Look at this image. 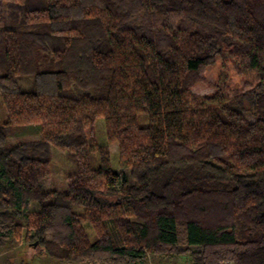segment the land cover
<instances>
[{"label": "trees", "instance_id": "1", "mask_svg": "<svg viewBox=\"0 0 264 264\" xmlns=\"http://www.w3.org/2000/svg\"><path fill=\"white\" fill-rule=\"evenodd\" d=\"M226 53L255 82L195 95ZM0 95V247L15 228L67 264H264V0H0ZM101 117L119 173L90 143Z\"/></svg>", "mask_w": 264, "mask_h": 264}, {"label": "rangeland", "instance_id": "2", "mask_svg": "<svg viewBox=\"0 0 264 264\" xmlns=\"http://www.w3.org/2000/svg\"><path fill=\"white\" fill-rule=\"evenodd\" d=\"M236 61H238L237 56L231 55L230 53H226L220 57L215 65L206 70L205 77L207 82H198L194 87L193 92L195 95L203 99L213 100L218 94L216 85L220 84L222 88L220 98L229 99L233 96L234 89L244 88L247 84L255 82L257 73L248 70L241 72L235 65ZM19 83L24 90L32 89V79L30 78H22L19 80ZM4 115L5 111L0 104V116L3 117ZM248 119L252 122L254 121L253 117H248ZM88 132L90 134V143L96 142L98 145L109 146L111 153V166L115 172L119 173L122 170L119 155V144L109 142L105 118H99L92 127H89ZM41 133V126H30L27 131H21L19 134L14 135L11 138V142L14 143L19 140H39L41 139ZM91 161L93 166L98 168L101 164L100 153L94 151L91 156ZM71 167L72 163L68 159L67 152L60 148H53L50 165L51 176L46 181V188L48 190H61L66 188L68 183L67 172ZM32 207V210L37 209L35 206ZM21 222L22 221L18 222V224ZM84 225L90 236L94 238L96 236V231L93 226L89 222H85ZM9 231L12 232L9 234L11 243L9 245H5V247H0V264H67L59 262L50 256H34L37 253L34 255L30 254L25 243H15V228L7 230V232L4 231L3 234L6 235L10 233ZM41 249H39L38 252H41ZM159 260L170 264L191 263L188 257L164 258L153 254L149 255L147 262L153 263L156 261L158 262Z\"/></svg>", "mask_w": 264, "mask_h": 264}, {"label": "flooded vegetation", "instance_id": "3", "mask_svg": "<svg viewBox=\"0 0 264 264\" xmlns=\"http://www.w3.org/2000/svg\"><path fill=\"white\" fill-rule=\"evenodd\" d=\"M39 249H41V247L39 245L31 246L29 253L34 255L35 253H38Z\"/></svg>", "mask_w": 264, "mask_h": 264}, {"label": "water", "instance_id": "4", "mask_svg": "<svg viewBox=\"0 0 264 264\" xmlns=\"http://www.w3.org/2000/svg\"><path fill=\"white\" fill-rule=\"evenodd\" d=\"M39 243L38 242H36V243H34V245H38ZM42 251L41 252H38L36 255H34V256H37V255H41V256H44L45 255V249H41Z\"/></svg>", "mask_w": 264, "mask_h": 264}, {"label": "crops", "instance_id": "5", "mask_svg": "<svg viewBox=\"0 0 264 264\" xmlns=\"http://www.w3.org/2000/svg\"><path fill=\"white\" fill-rule=\"evenodd\" d=\"M147 264H170V263H168V262H163V261L159 260L158 262L156 261V262H153V263H148V262H147ZM177 264H181V263H177Z\"/></svg>", "mask_w": 264, "mask_h": 264}, {"label": "built area", "instance_id": "6", "mask_svg": "<svg viewBox=\"0 0 264 264\" xmlns=\"http://www.w3.org/2000/svg\"><path fill=\"white\" fill-rule=\"evenodd\" d=\"M223 264H233L232 262H225V263H223Z\"/></svg>", "mask_w": 264, "mask_h": 264}]
</instances>
